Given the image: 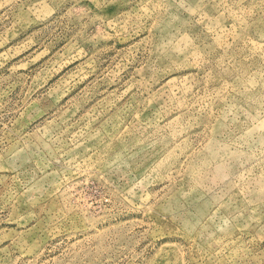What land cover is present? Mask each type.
Here are the masks:
<instances>
[{"label": "rangeland", "instance_id": "1", "mask_svg": "<svg viewBox=\"0 0 264 264\" xmlns=\"http://www.w3.org/2000/svg\"><path fill=\"white\" fill-rule=\"evenodd\" d=\"M0 264H264V0H0Z\"/></svg>", "mask_w": 264, "mask_h": 264}]
</instances>
